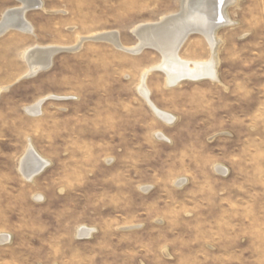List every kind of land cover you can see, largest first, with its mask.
Instances as JSON below:
<instances>
[{
  "label": "rangeland",
  "instance_id": "obj_1",
  "mask_svg": "<svg viewBox=\"0 0 264 264\" xmlns=\"http://www.w3.org/2000/svg\"><path fill=\"white\" fill-rule=\"evenodd\" d=\"M41 1L33 34L0 36V264H264V0L225 9L214 51L200 33L182 46L218 80L172 87L157 49L93 38L135 46L182 0ZM18 6L0 0V21ZM37 46L63 51L28 75ZM30 144L50 162L32 181Z\"/></svg>",
  "mask_w": 264,
  "mask_h": 264
},
{
  "label": "bare ground",
  "instance_id": "obj_2",
  "mask_svg": "<svg viewBox=\"0 0 264 264\" xmlns=\"http://www.w3.org/2000/svg\"><path fill=\"white\" fill-rule=\"evenodd\" d=\"M20 6L7 10L0 21V36L4 35L10 29H16L23 33L33 34L34 30L30 22L26 19V13L32 8L42 7L41 0H18ZM235 0H182V9L180 12L162 17L158 22L138 25L133 33L139 39V42L132 47H125L118 41V35L115 32L103 33L95 36L93 39L109 41L121 47L125 52L137 51L143 48L152 47L160 51L167 60L165 67L167 85L176 86L184 80L211 79L218 80L216 62L211 60L205 63H191L182 60L179 52L192 34L200 33L207 39L210 48L214 51L216 46V31L229 21L225 16V9L234 3ZM84 39H79L76 47L83 43ZM85 41V40H84ZM54 46V45H53ZM119 49V48H118ZM61 50L58 47H34L24 54V59L29 64L28 75H35L43 68L51 65L52 58L56 52ZM164 59V58H163ZM164 62V60H163ZM163 70V69H162ZM150 73V72H149ZM146 74V73H145ZM147 74L143 78V84L140 86L142 95L146 98L148 104L158 117L172 123L174 117L159 110L150 100V93L145 88L144 83ZM43 101V100H42ZM42 101L27 108L31 114H40ZM50 162L40 157L33 146L30 144L22 161L19 171L24 179L32 181L37 175L42 173ZM92 230L80 232V236H90ZM9 236L3 237L0 242H8Z\"/></svg>",
  "mask_w": 264,
  "mask_h": 264
},
{
  "label": "water",
  "instance_id": "obj_3",
  "mask_svg": "<svg viewBox=\"0 0 264 264\" xmlns=\"http://www.w3.org/2000/svg\"><path fill=\"white\" fill-rule=\"evenodd\" d=\"M118 48L119 49H122L121 47H119L118 46ZM144 49V48H143ZM143 49H140V50H137V51H128L127 53H130V54H138V53H140ZM60 51H63L62 49L61 50H59L58 52H60ZM58 52H56V53H58ZM50 66H48V67H46V68H43V70L44 69H47V68H49Z\"/></svg>",
  "mask_w": 264,
  "mask_h": 264
}]
</instances>
